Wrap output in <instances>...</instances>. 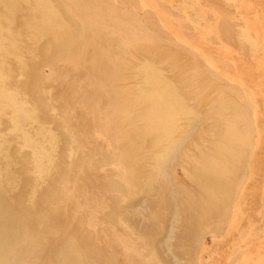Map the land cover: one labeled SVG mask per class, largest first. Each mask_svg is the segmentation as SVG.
Segmentation results:
<instances>
[{"label":"bare ground","instance_id":"obj_1","mask_svg":"<svg viewBox=\"0 0 264 264\" xmlns=\"http://www.w3.org/2000/svg\"><path fill=\"white\" fill-rule=\"evenodd\" d=\"M97 22L96 13L80 14L64 0H0V264H122L92 245L89 225L101 224L100 189L107 187L96 167L107 159L86 148L89 137L71 120L63 98L87 87L95 105L101 98L111 110L112 124L125 130L128 142H139L140 156L155 162L150 193L131 201L135 213L145 209L151 218H127L149 241L146 264H198L202 237L235 217L255 155L264 218V142L253 139L234 91L213 86L203 70L173 55L172 71L181 82L175 85ZM41 59L63 80L67 95L49 100L41 91L35 73ZM137 77L140 82L128 81ZM187 87L191 91L177 92ZM186 96L202 99L198 108L203 102L207 109L190 108ZM148 142L155 147L145 152ZM193 146L201 148V158L179 178L167 165L189 159ZM130 150L133 158L137 150ZM143 159H131L127 169L144 173L149 164Z\"/></svg>","mask_w":264,"mask_h":264},{"label":"rangeland","instance_id":"obj_2","mask_svg":"<svg viewBox=\"0 0 264 264\" xmlns=\"http://www.w3.org/2000/svg\"><path fill=\"white\" fill-rule=\"evenodd\" d=\"M64 1L77 8L80 14L96 13L98 22L103 25L101 28L97 22L94 24L97 29L100 27L113 40L124 42L127 52L132 49L137 51L138 59H143L145 54V60L151 61L175 85L181 86V82L172 71L170 57L173 55L203 70L211 77L213 86H227L242 103L244 120H251L246 126L251 130L253 139L256 138V143L257 139L264 142V0ZM23 37H18V40L23 42ZM162 49L166 50L163 54ZM35 68L41 81L40 89L49 100H53L57 93H69L65 89L66 92L62 91L60 85L63 80L56 78L53 68L45 60L36 61ZM139 78L128 81L140 82L137 81ZM52 87L56 90L54 94ZM186 91L191 90L188 87L179 88L177 92ZM89 93L87 87L84 94L79 91L78 95L69 94L70 98H63L70 107L71 120L79 123L78 129L86 134V138L89 137L86 148L91 147L94 153L101 151L93 155L96 159H107L96 167L98 179L106 181L109 188L100 189V220L103 226L97 219L89 225L94 230L92 245L100 254L111 256L122 264H146L149 241L145 240V235L137 226L128 224L127 218H134L133 214L134 219L142 222L151 218V213L145 209L135 213L136 205L131 201L133 195L139 196L138 203L141 198L145 201L150 193L148 179L151 176L148 171L155 162L148 158L147 153L140 156L141 151L136 148L140 147L139 142L129 143L125 130L119 124H112L111 110L109 112L103 107L101 98L98 99L99 106L95 105V96L90 98ZM185 98L190 108L203 110L208 107L201 102L198 108V100L202 101L200 98ZM106 110L107 113L104 112ZM196 141L199 140L194 135L193 142ZM131 147L137 150L136 155L132 153L134 161L142 162L145 157L144 164H149L148 168L145 166L144 173L136 176L127 169L129 161L133 160L130 157ZM154 147L148 142L145 149H141L146 152ZM194 148V151H189V159L180 157L178 162L167 165L168 170L186 179L189 176L187 166L196 162V157L201 158V153L196 152L201 148ZM257 163L255 155L251 171L246 173V179L240 185V198L230 226L221 227L214 234H206L199 241L196 251L198 264H264V218L259 213ZM106 218H111L110 222ZM160 218L163 219V216H159L158 220Z\"/></svg>","mask_w":264,"mask_h":264}]
</instances>
